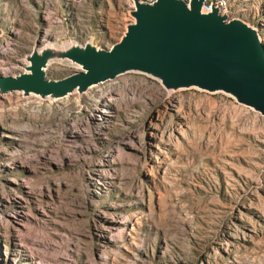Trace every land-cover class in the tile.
<instances>
[{
    "label": "rangeland",
    "instance_id": "obj_1",
    "mask_svg": "<svg viewBox=\"0 0 264 264\" xmlns=\"http://www.w3.org/2000/svg\"><path fill=\"white\" fill-rule=\"evenodd\" d=\"M132 5L0 0V74L48 45L109 50ZM231 17L264 45V0H231ZM0 264H264V116L138 72L59 99L0 94Z\"/></svg>",
    "mask_w": 264,
    "mask_h": 264
},
{
    "label": "water",
    "instance_id": "obj_2",
    "mask_svg": "<svg viewBox=\"0 0 264 264\" xmlns=\"http://www.w3.org/2000/svg\"><path fill=\"white\" fill-rule=\"evenodd\" d=\"M203 1L133 0L134 21L109 50L91 44L35 48L26 57L24 72L0 74V94L59 99L138 72L157 79L166 90L197 88L228 94L264 116V45L256 30L242 21L227 20L216 8L204 12ZM54 59L82 71L47 79L45 68Z\"/></svg>",
    "mask_w": 264,
    "mask_h": 264
},
{
    "label": "built area",
    "instance_id": "obj_3",
    "mask_svg": "<svg viewBox=\"0 0 264 264\" xmlns=\"http://www.w3.org/2000/svg\"><path fill=\"white\" fill-rule=\"evenodd\" d=\"M139 2L153 3L156 0H138ZM189 4L191 0H183ZM213 8L219 10V15H226L227 20L232 19L231 17V0H204L202 3V10L204 12H210ZM134 9V4L132 8Z\"/></svg>",
    "mask_w": 264,
    "mask_h": 264
},
{
    "label": "bare ground",
    "instance_id": "obj_4",
    "mask_svg": "<svg viewBox=\"0 0 264 264\" xmlns=\"http://www.w3.org/2000/svg\"><path fill=\"white\" fill-rule=\"evenodd\" d=\"M49 47H52L51 45H48ZM58 61H60V60H58V59H54V60H50L49 62H48V64L49 63H52V62H58ZM48 66V65H47Z\"/></svg>",
    "mask_w": 264,
    "mask_h": 264
}]
</instances>
